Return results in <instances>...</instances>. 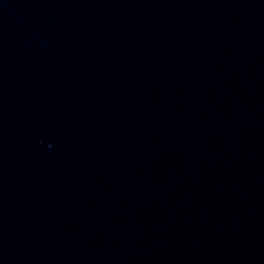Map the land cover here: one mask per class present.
<instances>
[{
    "label": "water",
    "instance_id": "obj_1",
    "mask_svg": "<svg viewBox=\"0 0 264 264\" xmlns=\"http://www.w3.org/2000/svg\"><path fill=\"white\" fill-rule=\"evenodd\" d=\"M0 264H264V0H0Z\"/></svg>",
    "mask_w": 264,
    "mask_h": 264
}]
</instances>
